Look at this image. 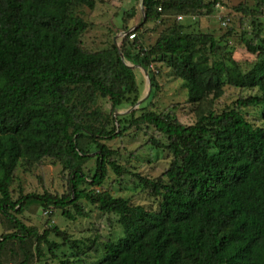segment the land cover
Returning <instances> with one entry per match:
<instances>
[{"label": "trees", "instance_id": "obj_1", "mask_svg": "<svg viewBox=\"0 0 264 264\" xmlns=\"http://www.w3.org/2000/svg\"><path fill=\"white\" fill-rule=\"evenodd\" d=\"M220 1L142 0V23L157 20L160 11L211 13ZM79 6L92 8L94 0H0V211L11 226L0 234V248L34 237L39 257L42 243L53 257L54 249L69 244L71 256L82 260L86 251L64 230L50 224L39 234L16 214L36 204L60 209L72 220L88 215L86 201L114 214L122 231L101 243L104 255L92 264H264V38L253 42L241 36L246 51L258 54L247 68L211 33L189 31L182 23L168 26L149 47L128 39L136 36V27L120 48L111 43L87 51L81 46L87 23L75 12ZM248 7L236 9L258 24L264 1ZM135 14L133 9L128 15ZM124 62L149 72L152 92L158 87L152 63L170 68L184 82L187 101L196 105L194 123L184 125L173 114L145 111L143 105L138 116L130 112L115 119L122 104L140 98L134 72ZM226 85L255 92L236 99L235 107L203 111L202 103L218 99ZM246 107L261 109V125L240 111ZM142 124L167 139L150 138L171 156L155 178L131 173L111 158L115 151L104 143ZM44 157L68 171L69 191L20 193L14 200L15 170L29 169ZM93 158L94 167L86 169ZM108 168L117 176H136L157 199V208L94 189ZM27 258L26 253L19 264Z\"/></svg>", "mask_w": 264, "mask_h": 264}, {"label": "rangeland", "instance_id": "obj_2", "mask_svg": "<svg viewBox=\"0 0 264 264\" xmlns=\"http://www.w3.org/2000/svg\"><path fill=\"white\" fill-rule=\"evenodd\" d=\"M254 4L255 0H221L215 4L211 13H204L205 10H201L197 14H178L182 16L181 19H178V15L167 12L163 14L160 11V18L144 24L142 23L144 15L142 0H94L92 8L79 6L76 7L75 12L87 23L86 30L81 35V46L87 51L101 50L111 43L120 48L123 38L127 35L126 31L136 27H139L136 36L128 37V39H136L137 45L149 47L168 26L182 23L189 31L211 33L220 40L221 44L225 45L226 50L231 51L234 60L247 68L249 63L257 59L258 54L246 51L240 39L242 35L253 42L264 38V12L259 16L258 24H252L249 14L237 10L236 7L238 5L253 7ZM133 9L136 14L129 16L128 14ZM124 26H127L128 29L124 30ZM152 67L157 75L158 87L156 90L152 92L151 86L150 92H148L149 72L138 65L134 66L132 70L138 85L139 100L145 97L144 101L137 107H134L136 103L134 105L122 104L113 113V117L116 119L118 116L130 112H135V115L138 116L141 113L138 107L143 105L145 111L173 114L177 121L184 125L194 123L196 105L187 101L184 82L161 62H153ZM254 92V90L226 85L223 94L218 99L210 100L209 98L207 100L211 103L203 102L200 108L203 111L212 109L215 112H220L225 108L235 107L236 99ZM102 107L105 110L110 109L109 103L103 104ZM240 111L254 125L263 123L260 117V108L246 107L241 108ZM115 124L118 125L117 122ZM151 137L161 143L167 142L166 137L152 126L142 124L137 129L134 126L128 128L123 135L106 140L104 143L115 151L111 158L131 173L155 178L167 169L171 156L166 149L156 148L150 141ZM94 160L95 158L89 160L85 164V168H93ZM94 189L106 190L114 196L127 198L131 203L142 205L148 209L157 208V199L143 189L137 177L132 174L117 176L108 168L103 184L95 186ZM10 190L14 200L19 197L20 193L43 194L47 192L51 195H64L69 191L68 171L63 170L58 162L44 157L29 169L24 170L18 167L15 170ZM82 205L88 215L76 216L72 220L62 216L60 209L49 207L47 210H43L36 204H31L22 213L16 214V217L24 224L34 227L39 234L50 224L64 230L71 240L76 241L79 248L86 251V254L80 255L82 260L77 261V258L71 256L73 249L69 244H61L59 248L54 249L53 252L56 256L53 257L52 253L48 252V247L42 243L39 257L35 251V238L30 237L23 243L18 240L6 242L0 248V264H19L25 258L26 253L28 255L26 264H92L102 258L104 250L101 248V243L107 239H117L122 235L121 228L114 214L103 213L86 201H82ZM9 229H11L10 223L0 211V234L6 233ZM48 238L58 243L62 242L61 238L53 234H49Z\"/></svg>", "mask_w": 264, "mask_h": 264}, {"label": "water", "instance_id": "obj_3", "mask_svg": "<svg viewBox=\"0 0 264 264\" xmlns=\"http://www.w3.org/2000/svg\"><path fill=\"white\" fill-rule=\"evenodd\" d=\"M129 31V30H128ZM127 31V32H128ZM126 32V33H127ZM119 55H120V57L123 59V55H122V53L119 51ZM124 64L126 65V66H128L129 68H133L134 66H136V65H133V64H130V63H126V62H124ZM147 73V72H146ZM150 89H151V84L149 83V85H148V92H150ZM144 98L145 97H143V98H141L140 100H138L137 102H136V104H135V106L134 107H137L140 103H142L143 101H144Z\"/></svg>", "mask_w": 264, "mask_h": 264}, {"label": "built area", "instance_id": "obj_4", "mask_svg": "<svg viewBox=\"0 0 264 264\" xmlns=\"http://www.w3.org/2000/svg\"><path fill=\"white\" fill-rule=\"evenodd\" d=\"M181 18H182V16H178V19H181ZM130 31H131V29H130L128 32H130ZM128 32H127V33H128ZM133 36H134L133 34H130V35H129V37H131V38H132Z\"/></svg>", "mask_w": 264, "mask_h": 264}]
</instances>
